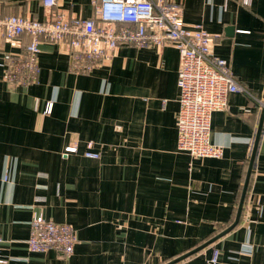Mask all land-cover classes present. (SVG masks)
<instances>
[{"label": "crops", "instance_id": "crops-1", "mask_svg": "<svg viewBox=\"0 0 264 264\" xmlns=\"http://www.w3.org/2000/svg\"><path fill=\"white\" fill-rule=\"evenodd\" d=\"M95 0H56L49 12L88 18ZM186 24L200 23L213 55L264 97V0H176ZM0 14L43 20L41 0H2ZM228 28H232L231 31ZM30 37L0 34L3 54ZM36 81L10 85L0 66V258L8 264H163L221 231L173 264H264V121L237 223L233 222L260 110L240 93L212 112L219 158L176 150L178 52L170 46H119L85 73L69 68L55 42L40 40ZM50 112L45 114L46 105ZM97 158L83 155L85 144ZM74 144L76 151L62 155ZM5 177V180H4ZM67 223L72 253L30 252L33 215Z\"/></svg>", "mask_w": 264, "mask_h": 264}, {"label": "built area", "instance_id": "built-area-1", "mask_svg": "<svg viewBox=\"0 0 264 264\" xmlns=\"http://www.w3.org/2000/svg\"><path fill=\"white\" fill-rule=\"evenodd\" d=\"M55 2L41 0L42 7L48 11L43 20L0 14V34L5 39L21 33L30 37L22 53H6L1 57V79L7 84L21 86L36 81L38 45L42 39L64 48L69 68L75 73L97 67L121 45L137 48L170 45L178 52L175 146L177 151L194 158L221 157L222 147L210 141V118L212 112L227 106L231 93L243 94L259 110L264 108L262 99L253 96L234 78L228 61L213 55L212 39L203 26L182 21L181 5L176 0H95L93 15L88 18H69L59 11L49 12ZM240 2L244 6L250 4V0ZM50 109L51 103H48L44 113ZM85 147V157H98L90 150V142ZM75 151L74 144L67 145L62 155ZM28 225L25 244L30 252L53 250L64 256L72 253L76 235L71 225L46 220L41 214L33 215ZM217 258L218 251L214 249L206 263L215 264ZM0 264L8 261L0 258Z\"/></svg>", "mask_w": 264, "mask_h": 264}, {"label": "water", "instance_id": "water-1", "mask_svg": "<svg viewBox=\"0 0 264 264\" xmlns=\"http://www.w3.org/2000/svg\"><path fill=\"white\" fill-rule=\"evenodd\" d=\"M228 30L231 31L232 28H228ZM262 102L264 104V97H263ZM263 121H264V108H261L260 112H259V118H258V122H257V126H256V131H255V134H254L253 145H252V149H251V153H250V157H249L247 173H246L243 185H242V190H241L240 199H239L237 210H236V215H235V218H234L233 222L231 223V225L229 227H227L226 231L230 230L238 221V217H239V214H240L241 206H242L244 195H245V191H246L247 179H248V175H249V172L251 170V167H252V163H253L256 147H257V144H258V140H259L260 131H261V127H262ZM223 232L224 231H221L217 235L211 237L210 239H208L207 241L201 243L200 245L196 246L195 248L191 249L190 251H187V252H185V253H183V254H181V255L173 258V259H170L169 261H167V262H165L163 264H173V263L185 258L186 256H188V255H190V254L202 249L207 244H209L210 242H212L216 238L220 237L223 234Z\"/></svg>", "mask_w": 264, "mask_h": 264}]
</instances>
